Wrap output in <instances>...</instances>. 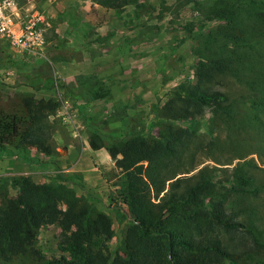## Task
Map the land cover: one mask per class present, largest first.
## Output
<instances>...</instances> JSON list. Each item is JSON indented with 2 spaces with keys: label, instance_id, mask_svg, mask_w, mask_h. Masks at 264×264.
<instances>
[{
  "label": "rangeland",
  "instance_id": "1",
  "mask_svg": "<svg viewBox=\"0 0 264 264\" xmlns=\"http://www.w3.org/2000/svg\"><path fill=\"white\" fill-rule=\"evenodd\" d=\"M246 1L239 0V7ZM217 3L135 0L106 12L92 0H0V14L16 27L35 13L44 16L39 24L44 41L36 49L25 50L0 37V116L21 118L25 131L28 100H52L43 113L51 133L48 150L21 136L0 142V205L17 196L28 179L55 187V206L66 214L86 208L91 218L104 213L111 221V228L90 242L80 224L67 229L60 221H43L26 251L6 256L0 243V264H53L62 256L72 258L71 240L102 250L110 261L124 255L133 209L125 197L127 172L116 165L109 147L134 135L164 138L178 128L192 137L180 158L165 159L164 173L180 171L166 189L181 177L172 191L182 193L185 183L205 172L219 180L211 188L213 197L222 200L230 217L254 225L264 243V22H257L248 8L239 11L244 22L239 80L228 73L215 85L240 100L249 92L245 84H253V95L262 102L261 125L256 115L245 112L225 125L209 107L177 120L166 110L169 96L195 77L199 41L220 28L205 17ZM95 134L104 145L91 144ZM229 181L256 191L226 190L222 185ZM165 191L156 194L150 187L155 202ZM223 238L231 252L228 264H264V244L254 243L245 231H225Z\"/></svg>",
  "mask_w": 264,
  "mask_h": 264
},
{
  "label": "trees",
  "instance_id": "2",
  "mask_svg": "<svg viewBox=\"0 0 264 264\" xmlns=\"http://www.w3.org/2000/svg\"><path fill=\"white\" fill-rule=\"evenodd\" d=\"M134 1L92 0L98 4L99 11L106 12ZM238 2L220 0L206 12L205 17L218 22L220 28L209 30L194 50L195 77L181 83L168 98L166 110L176 120L202 114L209 107L213 118L225 125L235 121L239 112L256 115L258 123L262 124L259 117L262 102L253 95V84H245L249 92L246 91L240 100L230 98L226 91L215 87L228 73L239 80L240 68L236 64L241 62L240 49L244 44V22L238 18L239 11L248 8L257 22H264V0H247L243 7H239ZM105 94L96 92V96ZM51 101L44 98L28 100L25 131H21V118L0 116V142L8 143L21 136L22 140L28 138L48 150L51 133L44 126L43 113L52 105ZM191 133L178 128L170 130L164 138L148 139L134 135L109 147L116 165L128 175L125 197L133 209V218L125 237V253L117 254L110 261L102 250L94 251L80 241L71 240L74 257L62 256L54 259L53 264H228L232 258L223 238L225 231H245L254 243L264 244L259 243L254 225L230 217L222 200L213 197L211 188L219 180L205 172H200L197 180L185 183L182 193L172 191L182 181L181 177L170 181V188L166 189L167 182L180 171L177 169L168 175L163 172L167 168L163 163L165 159L181 157ZM91 144L100 147L104 140L95 134ZM229 182L227 187L222 185L224 189L243 193L256 191V187L248 189ZM249 182L243 179V184ZM150 187L156 194L166 190L158 202L152 199ZM18 189L17 196L9 198L5 206L0 205V243L6 256L26 251L36 227L43 221H60L67 229L80 224L85 242L111 228L110 218L104 213L91 218L86 208L66 214L55 206V187L33 184L24 179Z\"/></svg>",
  "mask_w": 264,
  "mask_h": 264
},
{
  "label": "built area",
  "instance_id": "3",
  "mask_svg": "<svg viewBox=\"0 0 264 264\" xmlns=\"http://www.w3.org/2000/svg\"><path fill=\"white\" fill-rule=\"evenodd\" d=\"M44 20L42 13H35L24 25L16 27L13 21L0 14V37H6L11 42L25 50H33L43 43V33L39 28L40 22Z\"/></svg>",
  "mask_w": 264,
  "mask_h": 264
}]
</instances>
